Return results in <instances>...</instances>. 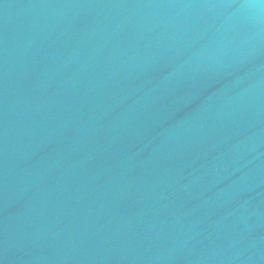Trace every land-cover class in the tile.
Segmentation results:
<instances>
[{
  "label": "water",
  "instance_id": "1",
  "mask_svg": "<svg viewBox=\"0 0 264 264\" xmlns=\"http://www.w3.org/2000/svg\"><path fill=\"white\" fill-rule=\"evenodd\" d=\"M0 264H264V4L0 0Z\"/></svg>",
  "mask_w": 264,
  "mask_h": 264
},
{
  "label": "clouds",
  "instance_id": "2",
  "mask_svg": "<svg viewBox=\"0 0 264 264\" xmlns=\"http://www.w3.org/2000/svg\"><path fill=\"white\" fill-rule=\"evenodd\" d=\"M260 2H261L262 4H264V0H260Z\"/></svg>",
  "mask_w": 264,
  "mask_h": 264
}]
</instances>
